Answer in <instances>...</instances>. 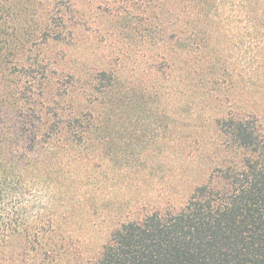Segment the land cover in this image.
<instances>
[{"label": "trees", "instance_id": "1", "mask_svg": "<svg viewBox=\"0 0 264 264\" xmlns=\"http://www.w3.org/2000/svg\"><path fill=\"white\" fill-rule=\"evenodd\" d=\"M33 1L0 0V264H264V114L253 107L213 120L214 151L222 159L179 206L127 214L93 253L80 252L72 224L103 189L99 171H111L104 166L112 141L107 121L121 94V69L102 63L82 72V103L73 82L61 89L50 77L38 80L31 50L26 57L17 48L15 23ZM40 5L46 44H61L71 27L70 7L56 0ZM239 8L254 34L264 31L261 3L241 0ZM209 10L188 0H111L100 13L119 26L107 28L109 35L126 39L134 23L128 32L143 31L147 96L161 100L177 94L170 82L180 58L169 46L193 39L200 50L195 56L187 50L186 63L213 61L203 48L214 31L232 23L202 17ZM119 57L124 62L129 55L122 49ZM196 78L190 67L181 81ZM245 88L249 96L258 91L251 83Z\"/></svg>", "mask_w": 264, "mask_h": 264}, {"label": "rangeland", "instance_id": "2", "mask_svg": "<svg viewBox=\"0 0 264 264\" xmlns=\"http://www.w3.org/2000/svg\"><path fill=\"white\" fill-rule=\"evenodd\" d=\"M56 1L71 11L70 31H65L61 44L47 45L46 36L39 30L41 0L33 1L30 12L19 15L15 22L20 29L17 48L26 57L30 53L27 50H31L28 62H35L32 68L38 70V80L50 77L61 89L73 82L74 95L80 96V100L82 72L86 76L84 72L102 63L111 70L121 69L117 74L121 94L114 96L113 104L117 107L107 121L112 139L107 148L111 164L104 166L111 171H99L103 189L82 206V217L75 216L72 224L83 244L80 252L83 249L90 254L127 214L165 209L171 204L179 206L191 188L211 172L222 159L214 151L215 118L252 107L264 114V31L254 34L251 30L246 12L239 8L241 0H188L209 7L202 17L214 21L223 17L232 25L211 34L210 46L203 49L213 61L205 66L197 59L195 65L193 60L186 63L187 50L192 56L200 50L192 47L193 39L192 43L179 40L169 46L180 58L170 82L177 94L157 100L147 96L150 80L145 57L149 49L142 47L143 31L128 32L137 27L136 23L130 25L126 39L118 38L106 33L107 28L114 24L119 27L118 24L100 13L111 0H77V4H72V0ZM253 1L264 6V0ZM133 14L138 18L148 16ZM112 40L116 45L114 52V45H109ZM122 49L129 55L124 62L119 57ZM169 67L164 65L165 69ZM190 67L196 68L197 78L181 81ZM70 74L79 76V80ZM248 83L256 85L257 93L248 95ZM100 113L106 121L104 110ZM177 132L181 135L176 136Z\"/></svg>", "mask_w": 264, "mask_h": 264}]
</instances>
